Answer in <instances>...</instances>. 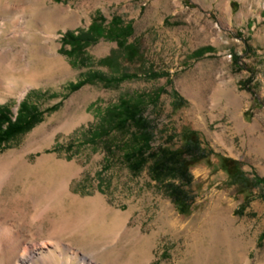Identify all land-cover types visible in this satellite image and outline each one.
I'll use <instances>...</instances> for the list:
<instances>
[{
	"label": "rangeland",
	"instance_id": "rangeland-1",
	"mask_svg": "<svg viewBox=\"0 0 264 264\" xmlns=\"http://www.w3.org/2000/svg\"><path fill=\"white\" fill-rule=\"evenodd\" d=\"M98 11L133 25L127 46L101 36L72 52L64 32L88 28ZM1 23L0 51L19 64L23 48L20 65L28 60L40 75L14 91L0 85V106L13 118L24 99L44 111L0 146V156L16 151L32 167L45 162L35 173L15 163L0 194V221L15 225L23 246L52 237L14 210L16 195L38 177L44 189L61 180L75 196L102 197L109 217L86 211L74 230L54 235L98 264H264L262 181L246 203L214 155L191 157L195 203L183 213L148 167L127 164V133L110 115L124 97L143 99L154 145H179L190 124L204 144L264 177V0H0ZM91 70L133 75L71 88ZM100 126L107 132L94 136Z\"/></svg>",
	"mask_w": 264,
	"mask_h": 264
},
{
	"label": "trees",
	"instance_id": "trees-1",
	"mask_svg": "<svg viewBox=\"0 0 264 264\" xmlns=\"http://www.w3.org/2000/svg\"><path fill=\"white\" fill-rule=\"evenodd\" d=\"M132 33L133 25L124 22L119 14L113 15L112 19L107 21V18L98 11L88 28L68 29L64 32L63 41L71 44L72 52L83 49L101 36L118 40L120 46H127V38ZM132 75L128 72L108 75L102 70H91L86 76L72 81L70 86L76 89L88 81L95 80L115 83ZM177 105L180 106L181 102ZM3 108L0 106V146L15 135L29 130L42 119L44 112L28 99L21 101L15 118ZM110 115L114 129L127 133L123 148L127 164L135 172L148 167L152 178L165 184L169 195L183 213H190L195 203L192 189L194 175L189 161L191 157L205 158L214 155L218 166L228 172V184L234 185L238 192L246 194V203L254 198L260 182L264 183V177L245 169L240 159L204 144L200 130L190 124L183 125L179 133V145H154L155 127L145 114L143 99L124 97L113 107ZM93 131L94 136H101L107 129L100 126ZM261 195L264 196V191Z\"/></svg>",
	"mask_w": 264,
	"mask_h": 264
},
{
	"label": "bare ground",
	"instance_id": "bare-ground-1",
	"mask_svg": "<svg viewBox=\"0 0 264 264\" xmlns=\"http://www.w3.org/2000/svg\"><path fill=\"white\" fill-rule=\"evenodd\" d=\"M2 26L3 23L0 24V35L4 33ZM22 49L17 54V57L21 58L19 64L15 62V58L9 59L10 51L7 49L0 51V85L10 91L33 82L40 75L37 70L32 68V64L28 60L20 65L21 61L25 59ZM56 64L57 62L53 58L51 68H54ZM42 160L32 167L28 161L21 159L16 151L0 156V194L10 167L21 161L20 170L22 173H35L44 168L45 162ZM66 173L68 174V171ZM41 181L37 177L33 184V190H24L16 195L14 210L16 208V213L28 218L30 223L37 227L38 233H43V226H46V231L52 237L42 243L23 246L20 233L15 225L5 223L4 220L0 221V264H37L48 261L58 263L60 259L64 264H74L75 262L98 264L96 259L87 253L80 257L79 251L74 250L69 244L67 245L54 235H58L63 230L69 232L74 230L77 221L79 222V217L86 211L93 212L101 218L109 217L110 214L102 197L80 198L75 196L71 193L70 186L61 180L44 189ZM57 201L64 202L65 207L62 211L55 209L54 203Z\"/></svg>",
	"mask_w": 264,
	"mask_h": 264
}]
</instances>
